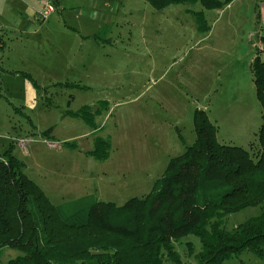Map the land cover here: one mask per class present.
<instances>
[{"label": "rangeland", "instance_id": "rangeland-1", "mask_svg": "<svg viewBox=\"0 0 264 264\" xmlns=\"http://www.w3.org/2000/svg\"><path fill=\"white\" fill-rule=\"evenodd\" d=\"M11 1L0 0V29L6 42L0 63V151L15 144L17 137L29 139L25 150L16 146L15 156L24 163V174L53 205L94 195L99 202L119 207L144 197L169 160L194 142L195 110L204 111L216 126L219 144L253 143L249 154L256 160L254 133L261 123V109L250 67L256 53L264 59L259 45L264 0H233L214 10L199 4L155 10L144 0H64L56 8L49 0L55 11L45 20H37L40 0H25L36 15L28 17L31 27L24 33L14 28L17 18L27 19L24 7L15 11ZM197 12L205 17V33L197 30L193 17ZM106 26L110 43L79 44V31ZM55 61L66 64L63 72L40 69L47 62L52 67ZM85 63L89 66L82 69ZM20 73H31L35 82L29 83L35 92L34 108L27 107L24 113L34 117L41 131L51 128V138L31 135L27 119L8 104L16 105L23 97ZM100 102H106L105 109ZM84 106L94 113L96 130L63 117L64 112ZM11 127L20 129L19 136ZM94 137L111 145L104 162L89 155ZM263 210L264 202L228 214L223 227L229 231ZM172 246L182 264L196 263L197 237L188 235ZM17 255L4 249L0 264ZM223 264L264 261L243 252Z\"/></svg>", "mask_w": 264, "mask_h": 264}, {"label": "trees", "instance_id": "trees-1", "mask_svg": "<svg viewBox=\"0 0 264 264\" xmlns=\"http://www.w3.org/2000/svg\"><path fill=\"white\" fill-rule=\"evenodd\" d=\"M144 1L155 10L195 4L214 10L233 0ZM193 17L198 32H207L203 13ZM109 33L106 26L91 39L97 45L107 44ZM259 45L264 49V35L259 37ZM5 48L0 31V63ZM250 71L261 109L255 134L256 160L249 154L253 143L247 149L219 144L216 126L204 111L195 110L192 145L169 160L144 197L132 198L119 207L99 202L94 195L53 205L24 174L25 165L13 155L14 144L10 143L0 157V255L4 249L18 255L6 264H182L172 242L188 235L200 243L195 264H223L243 252L264 261V210L229 231L222 220L264 202V59L257 53ZM22 76L35 85L28 74ZM99 104L105 109L106 102ZM64 115L96 130L90 107ZM50 132L48 129L40 136L49 138ZM110 148L109 141L94 137L89 155L104 162Z\"/></svg>", "mask_w": 264, "mask_h": 264}, {"label": "crops", "instance_id": "crops-1", "mask_svg": "<svg viewBox=\"0 0 264 264\" xmlns=\"http://www.w3.org/2000/svg\"><path fill=\"white\" fill-rule=\"evenodd\" d=\"M45 0H40V2H39V4L40 5H42V3L44 2ZM52 2H53V0H51ZM57 2L55 3V2H53V4H54V6H56V8H58V7H61V6H63V2H64V0H56ZM12 3H13V6H12V8L16 11V10H18V9H22V7H24V15L26 16V20H25V18L24 19H19V18H17V20L14 22V28L15 29H20L21 31V33H24V32H26L27 30H28V28H30L31 27V22L28 20V17L29 16H35L36 15V10L35 9H33V8H29L28 7V5H27V3L25 2V0H12L11 1ZM21 4V6H20V8H18V4ZM26 4V5H25ZM58 6V7H57ZM55 11V10H54ZM20 15H21V13H19ZM87 27L86 28H88V26H89V24H87L86 25ZM0 31H1V29H0ZM98 31V29H95V30H93V31H91V32H89V33H82V31H79V32H81L80 33V43L79 44H81V43H86V42H89V41H91V43H93V44H95V45H97L91 38H92V36L93 35H95V33L94 32H97ZM83 34V35H82ZM59 58V57H58ZM56 59V58H55ZM35 66H37L36 64H35ZM82 66V69H86L89 65L87 64V63H85V64H82L81 65ZM66 67V64L65 63H60L59 61H55V62H53L52 63V67H50V64L47 62V63H44V64H42L41 66H40V69L43 71V72H45V71H49V72H54L55 74H59L60 72H63L64 71V68ZM30 72V71H29ZM49 72H46V73H49ZM21 74V76H22V73H20ZM24 74H28V73H24ZM29 74H31V73H29ZM28 74V75H29ZM30 76V75H29ZM23 77V76H22ZM31 77V76H30ZM31 79H32V77H31ZM33 80V79H32ZM23 84H22V86H23V97H22V99L20 100V101H18V103H16V105H14V103H10V102H8V104L9 105H11L13 108H17V109H19L20 110V115L22 116V117H24V118H27V123H28V125H29V131H30V134L31 135H37V133H38V135L40 136V134L42 133V132H44V131H41L43 128L42 127H39V125L36 123V121H35V119H34V117H30V118H28L26 115H25V113H24V110H25V108H27V107H30L31 108V110L34 108V104H32L31 103V100H32V97H33V95H34V93L35 92H33V89L32 88H30V86H29V83H30V81H28L27 79H25L24 77H23ZM34 81V80H33ZM29 93H31L32 95L30 96V97H28V95H29ZM15 106V107H14ZM16 106H18V107H16ZM24 109V110H23ZM14 111V110H13ZM97 111V110H96ZM15 112V111H14ZM16 113V112H15ZM65 113V112H64ZM63 117H69V116H65L64 114H63ZM69 118H71V117H69ZM72 119H74V118H72ZM81 121V120H80ZM11 128H13L14 130H13V133H15V134H17V136H19V134H18V132H21L20 131V129H19V131H17L16 130V128L15 127H11ZM42 128V129H41ZM51 129V128H50ZM46 131V130H45ZM37 132V133H36ZM50 134H51V132H50ZM50 134H49V138H51L50 137ZM254 135H255V133H254ZM16 136V137H17ZM17 139L18 140H20V139H22L21 137H17ZM23 139H27V138H23ZM27 140H29V139H27ZM41 141H45L44 139H42ZM15 143V142H14ZM251 143V142H250ZM250 143H248L246 146H241L242 148H244V149H246L247 148V146L250 144ZM70 144V143H69ZM10 145V143H8V145H5V146H3V147H1V151H0V156L6 151V149L8 148V146ZM49 146H52V147H54V145L53 144H48ZM16 146L19 148V149H21L18 145H16V144H14V147H13V151H12V153H13V155L15 156V154H16V150H15V148H16ZM57 148H58V146H57ZM23 150H25V148H23ZM16 157V156H15ZM17 158V157H16ZM35 183V182H34ZM38 186V185H37ZM39 187V186H38ZM40 188V187H39ZM41 189V188H40ZM42 190V189H41ZM43 191V190H42ZM43 193H44V191H43ZM45 194V193H44ZM47 197V196H46ZM48 198V197H47ZM65 203V202H64ZM62 204V203H61Z\"/></svg>", "mask_w": 264, "mask_h": 264}, {"label": "built area", "instance_id": "built-area-1", "mask_svg": "<svg viewBox=\"0 0 264 264\" xmlns=\"http://www.w3.org/2000/svg\"><path fill=\"white\" fill-rule=\"evenodd\" d=\"M41 13H38L37 20H45L46 17L54 12L53 5L49 2V0H45L41 5ZM15 142V141H14ZM28 142L27 139H20L15 142L16 145H18L20 148H25L26 143ZM0 161H2V158H0Z\"/></svg>", "mask_w": 264, "mask_h": 264}]
</instances>
